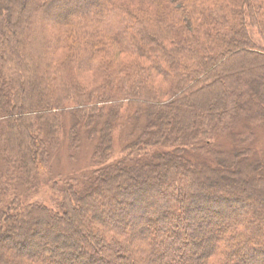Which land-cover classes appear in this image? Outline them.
<instances>
[{
	"label": "trees",
	"instance_id": "trees-1",
	"mask_svg": "<svg viewBox=\"0 0 264 264\" xmlns=\"http://www.w3.org/2000/svg\"><path fill=\"white\" fill-rule=\"evenodd\" d=\"M67 121L92 175L6 203ZM263 136L264 0H0V264H264Z\"/></svg>",
	"mask_w": 264,
	"mask_h": 264
},
{
	"label": "rangeland",
	"instance_id": "rangeland-1",
	"mask_svg": "<svg viewBox=\"0 0 264 264\" xmlns=\"http://www.w3.org/2000/svg\"><path fill=\"white\" fill-rule=\"evenodd\" d=\"M141 1L147 3L150 0ZM73 4L75 3H72L71 5ZM76 6L77 5H74L73 7L76 8ZM155 9L156 8H154V10ZM130 114L126 113L123 122L117 127L114 137L115 140L113 141V151L110 155V162H114L118 159H121L122 157H125L127 154L126 145L131 142L134 139L133 137H136V135L139 133L134 121L129 120ZM68 121L66 123L67 130L64 131V135H62L59 141L51 147V152L46 164H44L42 168H39V170H37V172L33 175L32 185L27 187L24 186V184L18 183L12 188L11 193L6 194L5 197L2 198L4 201H6V203L10 202L15 197H18L22 202L38 201L48 205H53L54 202L62 197L63 190H65V188L67 189L69 186L80 188L86 183L87 178L92 175V171L99 165L96 162L94 156L97 138L95 136L87 137V135L82 134L79 144H72L70 141V129H68ZM140 123L142 124V122ZM260 144L262 145V148H264V139L260 142ZM101 165L102 164H100V166ZM141 177H145V175H141ZM202 178V183L204 186L207 185L209 187L212 186L211 188H218L215 185L208 184V182L212 183L214 176H207V174H205V176H202ZM232 184H236L238 186V189L236 190L242 197V202H245V207H247L248 210L254 209L255 205L251 202L252 200L248 201L244 196L245 194H251L250 196L254 198V193L252 191L253 189H251L254 188V184L251 183V185L248 187H242V185L240 186L238 181L235 180H233ZM106 197L108 199L111 198L112 200H115V202L120 198L119 195L113 196L110 194H106ZM233 215L237 217L240 215L243 217L242 211L240 210L235 211ZM128 223L133 225L134 221L129 220ZM209 225L211 228L214 224ZM73 234L77 235V231H74ZM90 234L94 235L95 232L93 233V231H90ZM69 241L73 244V246L76 245L74 239H69ZM76 247L85 249V247H83L81 244L76 245ZM37 252L38 250H36L34 253ZM89 253L92 254L91 251H89ZM245 257L246 259H249V263L251 260L255 259L250 255H245ZM74 262L82 263L83 261H80V259L77 258Z\"/></svg>",
	"mask_w": 264,
	"mask_h": 264
}]
</instances>
